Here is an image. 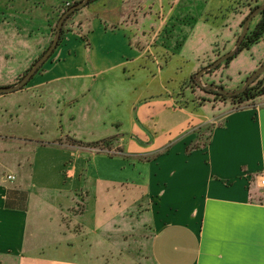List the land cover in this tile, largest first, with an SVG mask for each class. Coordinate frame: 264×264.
<instances>
[{
  "label": "crops",
  "instance_id": "crops-1",
  "mask_svg": "<svg viewBox=\"0 0 264 264\" xmlns=\"http://www.w3.org/2000/svg\"><path fill=\"white\" fill-rule=\"evenodd\" d=\"M30 1L31 29L17 40L27 54L11 83L50 46L59 12L75 0ZM263 3L96 0L73 17L77 28L17 101L49 128L65 115L100 133L26 139L29 169L0 175V264H264V98L240 109L220 102L209 115L165 87L135 97L128 116L121 98L108 99L118 81L124 92L127 74L154 70L146 59L159 74L160 56L176 70L175 56L232 50L249 7ZM189 42L207 46L194 52ZM112 137L110 152L92 145ZM194 142L205 146L187 153ZM103 251L111 259L97 257Z\"/></svg>",
  "mask_w": 264,
  "mask_h": 264
},
{
  "label": "rangeland",
  "instance_id": "rangeland-1",
  "mask_svg": "<svg viewBox=\"0 0 264 264\" xmlns=\"http://www.w3.org/2000/svg\"><path fill=\"white\" fill-rule=\"evenodd\" d=\"M29 1L30 0H0V19L3 20L0 22V86L12 85L14 82L11 83L7 80L12 79L13 74L17 72L24 63V55L27 54V47L17 40L24 36L23 34H25L27 30L31 29V26L28 24L29 21H27L31 2ZM86 7H82V9L77 11L73 17L79 14V12H82ZM63 9H65V7ZM61 12H59L60 14L58 18L60 17ZM58 18H56L57 20L54 22V25L58 23ZM76 25L78 24L71 19L69 27L73 26L72 29H76ZM52 36L54 39L55 35L53 31ZM158 43H162L161 37L157 40V44ZM170 45L177 54L180 53L178 50V44L173 42ZM206 46L207 44L203 42L199 44L189 42L186 44L187 50L194 52L197 49L204 50ZM155 47L157 46H154V49ZM173 50H171V56L173 55L172 53H174ZM223 52L224 51L219 54L213 52L210 53L209 56L201 55L199 57L191 55V58H186L184 61L179 56H175L171 59V62L181 64L180 68L176 70L166 69L165 61L163 57L160 56L161 59H158V63L160 67L163 66L165 70L159 74L156 70V60L146 59V61H150L152 64L154 63V70H149L148 72L146 69L140 75H133L131 73L127 74V76H125L126 81L121 84L122 88L125 86V89H122L124 92L121 91V93H118L117 88L120 85L118 81L116 83L118 85H114V90H116L113 92L114 95L109 94L111 97H108V99L115 101L116 98H121V109L123 110V113H127V115H125L128 116L131 104L135 100V97H139L141 101L149 99L150 95L157 97L164 93L163 89L166 87L178 98L185 96L187 99H183V104H188V106L192 108L197 107L199 111L208 113L209 115H216L219 113L221 101H215L214 97H216V94L201 88V85L197 81L201 80L203 84H211L212 82H215L216 85H221L226 91L237 90L239 89L237 88L238 86L241 88L247 78L264 63V43L260 41L259 43L252 45L250 48L243 49L228 63H225V61L222 62V64L213 69L211 73L206 72L202 77L195 76V81L198 84L191 82L193 69L195 71L194 74H198L204 67L212 64L228 51ZM208 57H210V59ZM198 61H200V64L196 67L195 64L198 63ZM138 64L135 63V66H138ZM150 67L153 66L150 65ZM119 77L120 75L114 76V78ZM153 77H155V79L152 84L147 86V81ZM262 78L264 79V75H262ZM133 84L138 86V90L130 88ZM117 93L118 95H116ZM18 94L17 91L0 94V175H6L14 170L17 171L19 163L23 165L21 168L24 170H27V168L29 169L27 163H29V159L32 160L33 156L32 154H27L25 151L28 149L26 145L28 141L26 139L48 141L51 137L65 132L66 135H71L69 138L74 137L80 140L93 141L91 139L92 134L94 133L97 135L99 132L98 128H94L93 130L84 129L81 126L82 123H68L65 115L62 119L63 123L61 125H51V128H49V124L42 123L41 118L43 116L41 112H37L38 114L35 113L32 116L28 114L25 105L23 103L20 104V102L17 101ZM259 98H264V95L258 97L256 100H259ZM88 99L90 98L88 97L86 100ZM227 103H229L228 108L235 106L231 101H228ZM110 109L112 112V107ZM81 116L85 117L83 114L79 115V117ZM30 118H35L36 123L34 124L31 120L29 121ZM110 128L114 129L116 127L112 126ZM124 128H122V131H124ZM118 135L121 136V134ZM114 139L115 137H112V141ZM110 146L113 149V144ZM103 254H106V252L103 251L100 256L97 257L111 259L108 258V255L102 256Z\"/></svg>",
  "mask_w": 264,
  "mask_h": 264
},
{
  "label": "trees",
  "instance_id": "trees-1",
  "mask_svg": "<svg viewBox=\"0 0 264 264\" xmlns=\"http://www.w3.org/2000/svg\"><path fill=\"white\" fill-rule=\"evenodd\" d=\"M82 0H75L73 3L67 5L65 7V9H63V11L61 12V15L68 9L70 8L71 6H73L74 4H77L78 2H80ZM96 0H89L88 4L86 6H89L90 4H92L93 2H95ZM261 4H255L254 6H250L249 7V10H248V15L246 16V18L244 19V21L242 22V28H243V25L246 21V19L248 18V16L251 14L252 11H254L258 6H260ZM85 6V7H86ZM82 9V8H81ZM80 9L76 10L75 12H73L72 14H70L68 16V18L66 19L65 23H64V26H63V30H62V35H61V39H60V42H59V45L62 43L65 35L67 33H70V32H73L74 30L72 29V27H69V22L70 20L73 18V15L79 11ZM60 15V17H61ZM257 17H259V19L257 20V22L255 23L254 27L252 28H249V31L244 39V41L242 42V45L240 46L239 50L237 51L236 54H238L240 51H242L243 49L245 48H250L252 45L256 44V43H259L260 41H262L264 43V10L263 11H260L257 15ZM255 16V17H256ZM59 17V18H60ZM254 17V18H255ZM58 18V20H59ZM253 18V19H254ZM3 21L0 19V22ZM56 28H57V23L54 25V27L52 28L53 32H54V35L56 33ZM77 33L81 34L80 31H78ZM83 38L87 40L86 36L83 35ZM58 45V46H59ZM48 49V48H47ZM45 49L42 54L32 63V65L30 66V68H28L21 76H19V78L17 79L16 82H18L30 69L31 67L38 61V59L46 52ZM236 54L233 56L235 57ZM53 55V54H52ZM233 57H230L229 59L225 60V63H228ZM50 59V58H49ZM222 64V63H221ZM220 64V65H221ZM45 65V64H44ZM43 65V66H44ZM219 65V66H220ZM43 66L36 72L38 73L42 68ZM213 70H209L208 72L211 73ZM207 72V73H208ZM197 74H193L191 76V82L195 83V84H198L196 83L195 81V76ZM262 75H264V72L243 92L239 93V94H235V95H232V96H227V95H224L220 92H218L217 90H208V89H205L204 87L201 86V88H203L204 90L206 91H210V92H213L216 94V97H214V100L215 101H221V102H232L235 107L237 109H240V108H244V107H247L249 104L253 103L258 97L264 95V79L262 78ZM15 82V83H16ZM211 84H215V82H212ZM218 86H221V85H218ZM25 87V86H24ZM23 87V88H24ZM222 87V86H221ZM111 141H112V138H108V139H104V140H100V141H97V142H94L92 143L93 146H96V147H100L102 149H112L111 148ZM205 146V144H201V143H192L188 148H187V153H191L193 150L195 149H198V148H201ZM110 154V153H108Z\"/></svg>",
  "mask_w": 264,
  "mask_h": 264
},
{
  "label": "water",
  "instance_id": "water-1",
  "mask_svg": "<svg viewBox=\"0 0 264 264\" xmlns=\"http://www.w3.org/2000/svg\"><path fill=\"white\" fill-rule=\"evenodd\" d=\"M89 0H82L78 2L77 4H74L70 8H68L59 18L56 28V33L54 36V39L46 52L38 59V61L31 67V69L16 83L8 86H0V94L4 93H11L15 92L17 90L22 89L24 86L28 84V82L32 79V77L36 74V72L49 60V58L52 56L54 51L57 49L61 35L64 23L68 16L75 12L78 9H81L82 7L86 6L88 4ZM264 10V3L258 6L254 11L251 12V14L246 19L242 32L237 40V43L235 47L225 53L224 55L220 56L216 61H214L212 64L204 67L196 76L202 77L206 72L209 70H213L217 68L222 62L229 59L230 57H233L237 51L239 50L240 46L242 45V42L244 41L249 28H250V22L253 20V18L260 12ZM264 72V63L256 70L254 71L244 82L243 86L237 90L234 91H226L223 87L215 85V84H203L201 80H198L197 82L208 90H217L218 92L227 95L232 96L235 94H239L243 91H245L262 73Z\"/></svg>",
  "mask_w": 264,
  "mask_h": 264
},
{
  "label": "built area",
  "instance_id": "built-area-1",
  "mask_svg": "<svg viewBox=\"0 0 264 264\" xmlns=\"http://www.w3.org/2000/svg\"><path fill=\"white\" fill-rule=\"evenodd\" d=\"M108 151L110 152V150H108ZM8 179L13 181V180H15V176H13V175H8Z\"/></svg>",
  "mask_w": 264,
  "mask_h": 264
}]
</instances>
